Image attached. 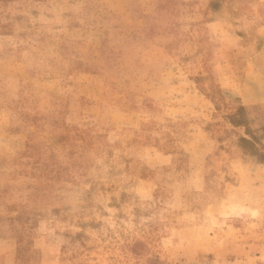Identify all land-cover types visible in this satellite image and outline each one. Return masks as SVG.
I'll list each match as a JSON object with an SVG mask.
<instances>
[{
	"label": "rangeland",
	"instance_id": "374dc122",
	"mask_svg": "<svg viewBox=\"0 0 264 264\" xmlns=\"http://www.w3.org/2000/svg\"><path fill=\"white\" fill-rule=\"evenodd\" d=\"M242 136L264 2L0 0V264H264Z\"/></svg>",
	"mask_w": 264,
	"mask_h": 264
},
{
	"label": "trees",
	"instance_id": "16d2710c",
	"mask_svg": "<svg viewBox=\"0 0 264 264\" xmlns=\"http://www.w3.org/2000/svg\"><path fill=\"white\" fill-rule=\"evenodd\" d=\"M244 107H241L240 110H243ZM234 124L236 122H233ZM248 134H251V132L249 131V129H247L246 131ZM253 139H248L247 137L242 136L241 137V141L245 144H249L252 147V151H251V155L257 156L258 157V161L260 163L264 162V153H262V151L259 149V147H257L258 142L256 141V137H252Z\"/></svg>",
	"mask_w": 264,
	"mask_h": 264
},
{
	"label": "crops",
	"instance_id": "0c3cea01",
	"mask_svg": "<svg viewBox=\"0 0 264 264\" xmlns=\"http://www.w3.org/2000/svg\"><path fill=\"white\" fill-rule=\"evenodd\" d=\"M260 1L264 2V0H260ZM257 166H258V169H259V167H260V168H262V167L264 168V163H258V162H257ZM263 245H264V244H263Z\"/></svg>",
	"mask_w": 264,
	"mask_h": 264
}]
</instances>
